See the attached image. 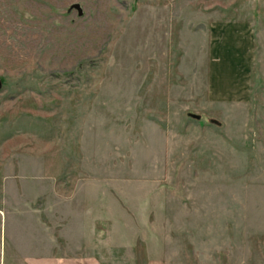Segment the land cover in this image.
Masks as SVG:
<instances>
[{
	"label": "rangeland",
	"instance_id": "374dc122",
	"mask_svg": "<svg viewBox=\"0 0 264 264\" xmlns=\"http://www.w3.org/2000/svg\"><path fill=\"white\" fill-rule=\"evenodd\" d=\"M225 24L247 94L212 77ZM0 81L1 245L264 264V0H0Z\"/></svg>",
	"mask_w": 264,
	"mask_h": 264
},
{
	"label": "crops",
	"instance_id": "0c3cea01",
	"mask_svg": "<svg viewBox=\"0 0 264 264\" xmlns=\"http://www.w3.org/2000/svg\"><path fill=\"white\" fill-rule=\"evenodd\" d=\"M233 27V28H232ZM246 29L244 25H226L225 27L220 26L217 33H215L219 39L212 44V53L216 57L215 65L212 69L216 71L212 75L214 83H221L226 90L224 93H249L248 82L246 79L245 73L240 74V72L245 71V65L242 64V46L238 47L241 44L242 38L238 35L242 33L241 31ZM242 49V50H241ZM236 51L241 54L240 57L236 56ZM247 60V58H246ZM222 64V65H221ZM223 66V67H222ZM224 69V73H218L217 70ZM212 77L210 80H212ZM36 248V256L25 257L23 256L26 252H20L19 249L16 251L9 250V247L0 244V264H58L57 257L54 254H49L46 251H43L41 247ZM71 264V263H63ZM80 264H83L81 260ZM84 264H87L84 262Z\"/></svg>",
	"mask_w": 264,
	"mask_h": 264
},
{
	"label": "water",
	"instance_id": "95a60500",
	"mask_svg": "<svg viewBox=\"0 0 264 264\" xmlns=\"http://www.w3.org/2000/svg\"><path fill=\"white\" fill-rule=\"evenodd\" d=\"M73 9H76V10L79 12V15H80V16L82 15V10H81V8H80L79 5H75V6H73ZM1 87H2V83H1V81H0V89H1Z\"/></svg>",
	"mask_w": 264,
	"mask_h": 264
}]
</instances>
